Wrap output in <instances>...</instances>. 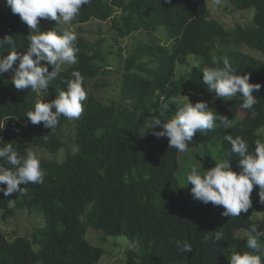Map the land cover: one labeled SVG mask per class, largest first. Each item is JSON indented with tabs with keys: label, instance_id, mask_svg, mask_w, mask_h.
Wrapping results in <instances>:
<instances>
[{
	"label": "trees",
	"instance_id": "16d2710c",
	"mask_svg": "<svg viewBox=\"0 0 264 264\" xmlns=\"http://www.w3.org/2000/svg\"><path fill=\"white\" fill-rule=\"evenodd\" d=\"M224 1L239 12L252 9V24L228 31L212 17L207 0H94L91 6H83L73 22L75 26L90 21L109 22L119 39L140 32L149 39L139 42L128 56L120 50L119 100L104 104L90 95L84 102V113L73 123L76 151L68 153L60 163L38 157L47 172L45 182L27 185L26 197L18 193L5 197L0 193L3 220L25 211L30 217H40V225L44 224L38 230L30 228L28 238L17 235L7 241L0 234V264H97L103 252L86 239L90 228L105 235L139 238L138 250L127 253L125 264H228L223 253L228 246L246 250L244 237L239 234L253 223L264 228V213L260 223L254 220L262 206L253 201L247 213L230 218L221 215L222 206L193 201L190 187L182 188L187 186L178 177L179 152L169 148L167 138L141 136L169 98H180L189 92L195 103L205 96L211 101L212 94L201 83V70L222 67L225 57L237 74L248 73L250 83L264 86V0ZM0 4V39L13 36L19 45L26 46L27 25L18 14L11 13L5 0ZM77 32L79 63L61 72L45 101L66 88L63 80L71 78L72 71L79 70L84 75L87 89V82L104 70L102 41H88L80 30ZM160 34L164 40L158 37ZM218 44L226 48L215 49ZM242 46L259 58L241 51ZM7 50L5 47L3 54H8ZM18 51L23 53L25 49ZM194 58H201L203 63L177 78L178 67ZM105 86L100 80L94 88ZM253 95L259 100L255 118L240 110L239 100H216L212 104L218 113L233 120L234 127L224 129L218 125L212 132L194 136L190 147L203 148L207 170L214 166L218 153L230 148L223 141L226 132L244 137L250 145L256 139L264 140V87ZM40 98L30 90H16L11 76L4 74L0 79V126H5L0 129V138L5 143L12 142L22 153L27 149L55 154L66 148L61 135L69 120L61 118L54 132L42 124L32 125L25 115ZM175 110L176 105H170L166 117L171 118ZM4 116L14 118L6 122ZM231 166L238 171L237 161H231ZM218 230L224 232L225 239L204 242L206 236L214 237ZM185 239L193 246L191 253L176 249L175 241Z\"/></svg>",
	"mask_w": 264,
	"mask_h": 264
},
{
	"label": "clouds",
	"instance_id": "9594fccd",
	"mask_svg": "<svg viewBox=\"0 0 264 264\" xmlns=\"http://www.w3.org/2000/svg\"><path fill=\"white\" fill-rule=\"evenodd\" d=\"M170 2L165 0V3ZM93 3L94 0H5L11 13L18 14L21 22L27 25L30 34L23 47L13 36L5 35L0 39V79L7 73L16 90H30L41 97L25 115L32 125L42 124L54 132L61 118L78 120L84 113L88 92L85 77L79 70L72 71L71 78L63 80L66 88L60 90L54 99L45 101L44 98L49 95V88L61 72L67 66L79 63L81 50L73 22L81 15L83 6H91ZM213 3L222 7L224 0H213ZM41 20L54 21L56 27L41 31L38 27ZM61 25L70 27L61 30ZM5 47L8 49L7 55H3ZM21 48L25 49L23 53L18 51ZM201 73V83L212 94L211 101L200 100L193 104L188 96L181 95L186 97L183 101L171 97L160 105L159 116L151 118L141 136L151 134L157 140L167 138L169 148L180 153H191L194 150L190 145L197 133L202 135L212 132L218 125L224 129L234 127L232 119L210 106L216 100H239L241 111L250 112L252 118L258 115L255 106L259 100L253 93L260 92L264 86L250 83L248 73L237 74V69L227 57L223 59L222 67H205ZM173 104L176 105L174 115L167 118L166 113ZM13 118L4 116L2 119L7 122ZM4 126L5 123L0 129ZM157 127L161 130L156 131ZM223 141L230 148L218 153L213 159L214 166L208 170H204L197 160L198 163L191 165L190 171L182 179V183L187 185L182 188L191 185L188 191L193 201L222 206V216L239 218L241 213H247L253 206L254 186H258L259 202L264 204V140L256 139L250 145L244 137H233L226 132ZM0 145V193L5 197L17 193L26 197L27 185L44 184L47 172L33 151L26 149L22 153L12 142L5 143L2 138ZM233 160L237 161L238 171L232 169ZM243 232V247L246 250L237 251L235 245L228 246L223 252L228 264H264V228L253 223ZM210 238L219 242L225 239V234L222 230L215 231L214 237L206 236L204 242ZM175 245L179 253L193 251L187 239L177 240Z\"/></svg>",
	"mask_w": 264,
	"mask_h": 264
},
{
	"label": "rangeland",
	"instance_id": "374dc122",
	"mask_svg": "<svg viewBox=\"0 0 264 264\" xmlns=\"http://www.w3.org/2000/svg\"><path fill=\"white\" fill-rule=\"evenodd\" d=\"M2 4V3H1ZM0 4V5H1ZM207 6L211 12V15L218 22L222 23L228 31L233 30L236 26H247L252 24L254 11H236L230 3L224 1L222 7H217L213 0H207ZM41 31H48L50 28L56 27L54 21L52 22H42L38 25ZM68 25H61L60 29L68 28ZM74 31L80 30L83 34V37L88 41L96 42L102 41V54L105 55L106 61L103 63L104 70L101 75H99L94 80H89L87 82V92L88 97L90 95L94 96L96 99L100 100L104 104H111L114 101L119 100L120 97V84L122 78V65L119 59L120 50H122L123 56H128L132 49L139 43L147 42L149 36L143 32L136 33L126 39H119L113 32L111 24L99 23L96 21H90L85 25L75 26ZM30 34V32H29ZM78 34V32H77ZM162 40L164 37L162 34L158 36ZM168 47H172V42L168 44ZM226 47L218 44L215 49L224 50ZM244 53H249L255 58H259V55L250 52V49L246 46L240 48ZM7 55V54H3ZM203 63L201 58L190 59L188 64L184 67L179 66L177 69L176 77L179 78L185 73H188V69H191L193 66H199ZM72 66V65H70ZM70 66H67L65 69H68ZM106 70L109 72L107 73ZM105 82L106 86L104 88L95 89V84L97 81ZM183 96H188L190 102L195 104L191 99L190 93L185 92ZM181 96L179 99L181 101L186 100V97ZM201 100H207V96L201 97ZM208 101V100H207ZM212 106V104H210ZM213 107V106H212ZM74 120H69V123L65 126L62 138L66 144V148L58 151L55 154H49L43 150H35L34 153L37 157H41L47 160L56 161L58 163L62 162L65 159V156L70 153L73 154L76 151V146L74 145ZM191 153H180L179 152V166L180 172L178 177L181 182L184 176L190 171V166L193 164L201 162L203 169L207 170L205 165V160L203 158V148L199 147L193 149ZM198 160V161H197ZM186 185V183H183ZM187 186V185H186ZM188 187H191L189 185ZM189 189V188H188ZM258 186H254L252 201L258 203L262 206L260 213L254 216V220L261 222L263 219L264 213V204L259 202V197L257 195ZM198 202V201H195ZM40 217H30L25 211L16 212L15 216L7 220L1 218L0 213V234H2L7 241H13L17 235H22L24 238H28L26 235L30 228L34 226V230H38L44 226L40 225ZM241 237H244V232L239 234ZM86 239L89 243L97 248H100L103 252V255L97 264H125L127 259V253L135 250H138L140 243L139 238L135 237L133 240H130L126 237L110 236L105 235L102 231H97L92 228L87 230ZM40 264V263H38Z\"/></svg>",
	"mask_w": 264,
	"mask_h": 264
}]
</instances>
